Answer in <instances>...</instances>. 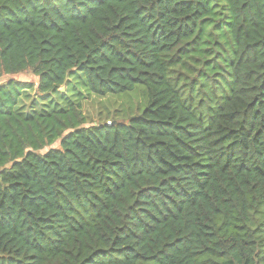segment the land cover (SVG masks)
<instances>
[{"label":"trees","instance_id":"16d2710c","mask_svg":"<svg viewBox=\"0 0 264 264\" xmlns=\"http://www.w3.org/2000/svg\"><path fill=\"white\" fill-rule=\"evenodd\" d=\"M23 72L0 83V264H264V0H0V78ZM74 72L142 86L143 112L15 110Z\"/></svg>","mask_w":264,"mask_h":264},{"label":"rangeland","instance_id":"374dc122","mask_svg":"<svg viewBox=\"0 0 264 264\" xmlns=\"http://www.w3.org/2000/svg\"><path fill=\"white\" fill-rule=\"evenodd\" d=\"M7 79L31 83H36L38 80L31 72H23L16 75L4 76L0 78V83ZM70 80V91L63 97L51 94L47 98H42L35 93L34 88L26 90L20 97L15 110L28 115L35 111H48L55 105H63L65 101L72 103L80 102L87 122L93 124H103L106 122L117 124L129 122L131 118L140 115L145 108L144 88L140 85L135 86L129 92L96 96L87 92L79 73L74 72ZM47 149L49 147L44 148L40 153L45 152Z\"/></svg>","mask_w":264,"mask_h":264},{"label":"water","instance_id":"95a60500","mask_svg":"<svg viewBox=\"0 0 264 264\" xmlns=\"http://www.w3.org/2000/svg\"><path fill=\"white\" fill-rule=\"evenodd\" d=\"M63 90H64V87H62V88L60 89L61 92H63Z\"/></svg>","mask_w":264,"mask_h":264}]
</instances>
